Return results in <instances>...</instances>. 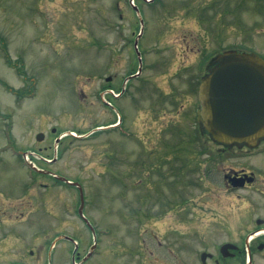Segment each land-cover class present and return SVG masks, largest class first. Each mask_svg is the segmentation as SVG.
<instances>
[{"label": "rangeland", "instance_id": "obj_1", "mask_svg": "<svg viewBox=\"0 0 264 264\" xmlns=\"http://www.w3.org/2000/svg\"><path fill=\"white\" fill-rule=\"evenodd\" d=\"M132 2L0 0L3 264L15 263L9 258L14 254H26L27 264H73L72 241L61 240L50 252L61 235L76 240L81 256L94 244V235L78 215L79 190L33 176L16 149L36 161V167L83 185L84 213L100 231L98 248L85 264H154L163 255L159 245L196 246L201 238L210 239L212 230L218 244L245 239L251 225L248 205L226 192L220 169L249 163L263 171L264 158L227 151L207 135L194 140L193 125L180 122L192 108L189 102L197 103L199 80L216 55L239 49L264 56V0H136L145 26L138 46L147 66L141 76L181 97L172 108L158 97L151 104L141 101L139 118L128 96L110 98L107 106L103 92L109 84L129 87L128 74L139 66L134 42L142 27ZM108 77L112 80L106 82ZM180 104L183 113L173 114ZM120 116L128 118L130 129L145 139L150 151L142 153L137 140L119 131L92 135L97 126ZM179 127L186 136L177 137ZM40 133L43 141L36 138ZM154 145L171 152L166 166L157 170L158 154H150ZM55 157L57 161L48 162ZM197 158H207L203 173L176 172L187 162L195 166ZM184 180L207 182L200 190L178 189ZM139 245L147 257L138 262L132 251Z\"/></svg>", "mask_w": 264, "mask_h": 264}, {"label": "flooded vegetation", "instance_id": "obj_2", "mask_svg": "<svg viewBox=\"0 0 264 264\" xmlns=\"http://www.w3.org/2000/svg\"><path fill=\"white\" fill-rule=\"evenodd\" d=\"M137 61L139 63L138 69H133L132 71H130L126 79L127 84H129L131 81L135 82V84L131 82L129 87H123V83H121V87L110 84L103 86L105 104L107 106L110 105V98L118 99L128 96L130 101L132 100L136 111L135 113H133V115L137 118H139V110H141V101L148 102L151 104V100H156V98L158 97L161 100V104L166 103V106L170 108H172L173 106H177L178 102L180 103L179 98H181L176 94L177 92H164L163 90L157 88L155 84H151V81L149 79H146L144 76H141L147 66L142 63L141 68V62L139 61V57H137ZM105 80L106 82H109L112 80V77H108ZM191 91L192 90H190V92ZM106 99H108V101ZM189 107H192V111L190 109L188 110V112H185V115L183 117L185 118V120L182 121V119H180L179 121H182L180 122L181 126L186 122L193 125V128L191 127L192 134L188 133V135L191 134L193 136V139H196L199 135H205V133L200 129L198 124V100L197 103L194 102L190 104L189 102ZM183 109L184 108L182 104H180V107L175 109V113L173 114L181 115L183 113ZM127 123H129L128 118L120 116L117 117L114 122L104 126V130L105 132L119 131L122 136L127 137L129 139L134 138L135 140H137L142 148V153H147V151H150V149L147 150V144L145 139L142 136H137L136 132H134L133 129L131 130ZM53 132L55 133V130ZM164 133H166V131H164ZM178 136H186L184 127L178 128L177 137ZM165 145L168 146V148L170 147L169 143H165ZM154 146L155 148L153 153H149L151 155L158 154L159 160H156L157 162L161 163L158 165L159 167L155 165L154 169L157 170L162 167V164L164 167L166 166V163H168V159L171 156V152L169 150H160L156 145ZM223 148L227 151H231L232 149L240 152L245 151L247 152V156L264 158V140H262L261 143L254 148H249L246 146L239 147L236 145L232 147ZM42 152L45 151L43 150ZM195 152L197 153V151ZM254 152L256 153V155L253 154ZM204 160L208 163L207 158ZM204 160H198L197 158V164H195V166H190L187 162L183 167V170L180 167V172H176L184 174L186 170L188 171V169H191L198 171V173H203L204 171L201 169V167L203 163H206L204 162ZM206 170L210 172V169ZM220 172H222V183L226 192L229 194L236 195L238 199L243 200L244 203L248 205V207L246 206V214L249 221H251V225L249 226L246 232L245 239L242 241V243L240 241H228L218 244L215 239H213L215 237L214 235L216 234L211 235L212 232L214 233L216 231L212 230L209 232V237L211 238H201V243L197 244L196 246L189 245L186 243L172 244L166 246L161 244L158 246L160 248L159 253H162L163 255L158 257L159 260H154V264H258V257L264 259V170L261 171L258 165L248 163L246 165L243 164L238 166H228L226 168L224 167V169H220ZM208 177H210V175ZM206 182L207 181L202 180L198 184V182H195L193 180H184L181 181V183L178 182V189L182 186V188L189 189V187H194L200 190L204 188ZM203 192L204 190L199 193V200L203 197ZM180 195L182 199L185 197L184 192ZM182 203H187V201L183 200ZM229 231L231 232V235H233L232 231ZM132 252L135 253V257L137 258L138 262L139 260H143V258L147 257L145 252L143 251V248L140 245L136 246ZM29 254L34 255L35 252L33 250H30ZM87 254L81 256V260L86 257ZM25 256L26 254H20V257L17 256V254H14L13 256L11 255L9 258L14 257V259H16L17 261L20 260L19 263H17L16 261L13 264H24L23 261L25 262V264H27V259L24 258ZM93 256H90V258L85 263H87ZM260 261L264 262V260ZM0 264L3 263L0 262ZM7 264H10L9 261L7 262Z\"/></svg>", "mask_w": 264, "mask_h": 264}, {"label": "water", "instance_id": "obj_3", "mask_svg": "<svg viewBox=\"0 0 264 264\" xmlns=\"http://www.w3.org/2000/svg\"><path fill=\"white\" fill-rule=\"evenodd\" d=\"M138 42L139 39L135 42L136 49ZM199 101V125L214 142L224 146H257L264 139V59L256 53L221 54L201 80ZM43 139L44 134H38L37 140ZM58 179L71 183L64 177ZM74 184L81 190L80 214L84 217L82 187ZM95 248L92 247L83 262Z\"/></svg>", "mask_w": 264, "mask_h": 264}, {"label": "trees", "instance_id": "obj_4", "mask_svg": "<svg viewBox=\"0 0 264 264\" xmlns=\"http://www.w3.org/2000/svg\"><path fill=\"white\" fill-rule=\"evenodd\" d=\"M97 134H98V133H97ZM39 163H40V162H39ZM34 174H35L36 177H40V176H41V177H44V176H42L41 174H39V173H37V172H34ZM58 183H62V182L59 181Z\"/></svg>", "mask_w": 264, "mask_h": 264}]
</instances>
